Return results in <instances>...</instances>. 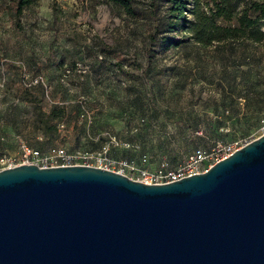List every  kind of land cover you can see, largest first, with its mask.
Returning <instances> with one entry per match:
<instances>
[{
  "label": "rangeland",
  "instance_id": "rangeland-1",
  "mask_svg": "<svg viewBox=\"0 0 264 264\" xmlns=\"http://www.w3.org/2000/svg\"><path fill=\"white\" fill-rule=\"evenodd\" d=\"M131 3L134 16L105 0H36L17 18L0 0V170L24 146L76 165L127 154L174 169L197 148L260 136L264 47L163 49L150 44V0ZM37 106L65 109L56 129H42Z\"/></svg>",
  "mask_w": 264,
  "mask_h": 264
},
{
  "label": "water",
  "instance_id": "water-1",
  "mask_svg": "<svg viewBox=\"0 0 264 264\" xmlns=\"http://www.w3.org/2000/svg\"><path fill=\"white\" fill-rule=\"evenodd\" d=\"M0 264H264V133L166 183L89 165L2 168Z\"/></svg>",
  "mask_w": 264,
  "mask_h": 264
},
{
  "label": "trees",
  "instance_id": "trees-1",
  "mask_svg": "<svg viewBox=\"0 0 264 264\" xmlns=\"http://www.w3.org/2000/svg\"><path fill=\"white\" fill-rule=\"evenodd\" d=\"M105 1L120 6L130 16L138 13L131 0ZM35 3L36 0H11L10 7L14 16L19 18ZM149 6L153 21L149 34L151 45L158 41L163 49H167L196 44L205 48H223L227 52H235L239 45L264 47V0H150ZM64 110L54 108L51 112H44L37 106L39 125L44 131L56 129L57 123L52 121L60 120ZM100 140L102 144L108 142V138L101 137ZM196 150L211 151L197 148L191 153ZM122 156L118 159L132 161L127 154ZM164 169L170 168L164 166Z\"/></svg>",
  "mask_w": 264,
  "mask_h": 264
},
{
  "label": "built area",
  "instance_id": "built-area-1",
  "mask_svg": "<svg viewBox=\"0 0 264 264\" xmlns=\"http://www.w3.org/2000/svg\"><path fill=\"white\" fill-rule=\"evenodd\" d=\"M264 133V119L260 121V135ZM247 143V142H246ZM216 145L207 152L205 150H196L188 155L185 160L174 169H164V166H159L155 170H148L144 167H139L133 161L124 159H110L108 157L97 158L99 163H103L102 168L119 172L128 176L131 179L141 181L143 183H166L178 180L182 177L192 174L204 172L213 163L230 155L235 149L240 146ZM59 165H76L74 156L68 154L60 148H51L46 153H41L28 146H24L22 152L14 163H9L7 167H12L20 164H35L41 167L58 166Z\"/></svg>",
  "mask_w": 264,
  "mask_h": 264
}]
</instances>
